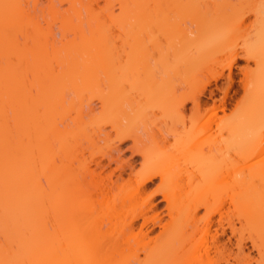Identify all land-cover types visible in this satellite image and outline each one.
<instances>
[{
  "label": "bare ground",
  "instance_id": "6f19581e",
  "mask_svg": "<svg viewBox=\"0 0 264 264\" xmlns=\"http://www.w3.org/2000/svg\"><path fill=\"white\" fill-rule=\"evenodd\" d=\"M137 1L0 0V264H227V242L241 264H264V98L239 125L224 114L236 58L243 94L264 81V43L233 48L204 78L197 63L224 37L200 14L164 23L155 54L142 51L126 77L113 27ZM259 13L264 35V2ZM172 75L179 86L162 96ZM130 80L135 102L123 94ZM156 93L176 126L172 152H154L129 122L145 121ZM227 197L239 227H227Z\"/></svg>",
  "mask_w": 264,
  "mask_h": 264
},
{
  "label": "rangeland",
  "instance_id": "374dc122",
  "mask_svg": "<svg viewBox=\"0 0 264 264\" xmlns=\"http://www.w3.org/2000/svg\"><path fill=\"white\" fill-rule=\"evenodd\" d=\"M263 2L264 0H139L130 5L131 10L125 16L120 13V9H117L116 13H118V17L115 27H113V36L118 52L120 71H123L124 75L128 77L130 71H136L135 68H138L136 64H139L142 51L155 54L156 44L163 42L160 31L164 23L170 26L175 21H179L181 24L189 25L191 19L201 14L207 20L206 22L202 21V26L209 27L207 22L212 21L213 29L211 28V31L216 32L219 30L224 37V42H219L209 49L197 63L198 69L202 72L203 77L208 78L212 74L221 71L223 64L229 60V55L233 48H236L239 52H243L244 49L251 47V45L264 43V35L255 30L257 25L256 19L259 15H262V13H259V8ZM137 52H139V55ZM157 58V55L153 56L152 61ZM235 61L231 70L234 76L233 90L235 89L238 92L232 94V91H230L232 98L229 100L230 103L226 104L227 108L224 114L227 115V128L243 122L238 117V112L244 106L248 105L251 100L257 99V96L264 98V91H259L264 88V81L258 77L253 79L249 84V92L243 94L242 90L238 87V80L242 77L238 70L241 66H245L246 61L241 57L236 58ZM248 64L252 69L254 68V64L250 60H248ZM223 73L226 74V70ZM180 79V76L177 75H172L169 78L164 77L162 84H164L163 89L165 88L166 91H162V96L164 92L167 94L169 91L171 92L178 87ZM225 81L226 79L224 77H220L216 80V84L219 87H223ZM130 82L131 80L124 81L123 94L124 96H132L131 100L135 102L138 97L135 90L130 87ZM219 96L220 92H217L216 97ZM158 100L159 97L156 93L149 97L148 102L144 103V106L147 105V107L145 106L143 108L144 110L142 109L143 119L145 121H142V117H139L140 115L138 116L136 114V116L134 113L129 112L132 118V120L130 118L129 122L130 124L138 125V127L140 126L137 130L139 129V133L141 132L142 135L145 134L142 137H144V140L145 137L147 138L154 152H160L162 149L172 152L176 149L172 137L175 134L176 126L174 123L164 124V119H170V112ZM237 102H239V108L234 109ZM257 102L259 103L258 110L264 111V102ZM187 105L189 106V103ZM218 113L221 112L219 111ZM132 114L134 117H132ZM122 118L125 119V117ZM150 118L156 122L150 120ZM158 122H162L163 126L158 124ZM141 127L144 129V133H142L143 129ZM85 143L87 144L86 141ZM125 143L129 144L130 141L126 140ZM163 143L165 147L161 145ZM83 145L86 146L85 144ZM84 153L85 156L89 155V151L87 150H84ZM174 160L180 166H186L189 157L183 158L181 154H177ZM235 166V163L227 161V173L229 174V177L227 176V183L231 180ZM145 186L150 188L153 184L152 182H148ZM227 191H229L228 188ZM229 202L230 199L227 197V227L232 224L235 227H239L240 223H243L242 213L240 209L233 210ZM228 232L229 230L227 228V236L229 235ZM232 243H234V239ZM227 246L231 249L227 251V259L229 261L227 264H241V258L237 254L236 247L229 245L228 242Z\"/></svg>",
  "mask_w": 264,
  "mask_h": 264
}]
</instances>
